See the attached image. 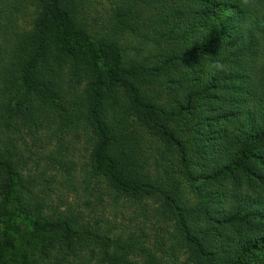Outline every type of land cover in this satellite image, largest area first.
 Listing matches in <instances>:
<instances>
[{
    "label": "trees",
    "instance_id": "1",
    "mask_svg": "<svg viewBox=\"0 0 264 264\" xmlns=\"http://www.w3.org/2000/svg\"><path fill=\"white\" fill-rule=\"evenodd\" d=\"M85 1L0 0V264H264V94L234 0H113L112 32ZM40 132L83 141L85 188L151 202L170 244L54 204L24 159Z\"/></svg>",
    "mask_w": 264,
    "mask_h": 264
},
{
    "label": "rangeland",
    "instance_id": "2",
    "mask_svg": "<svg viewBox=\"0 0 264 264\" xmlns=\"http://www.w3.org/2000/svg\"><path fill=\"white\" fill-rule=\"evenodd\" d=\"M112 7L113 0H86L83 14L88 22L96 24L101 31L112 32ZM140 46V43L131 37L128 51L138 53ZM46 135L48 134L40 132L37 136L41 139H36L30 134H25L26 144L22 147L30 174L40 175L39 187L45 186L49 189L54 204L59 203L58 196H64L68 203L78 197L77 204L86 214L92 217L101 216L115 226H127L136 234L143 231L150 236L153 243L163 236L166 245L170 244L168 233L164 229L171 228L155 214L151 202L144 204L115 198L105 183L98 184L95 179H92L88 188H85L86 183L82 180L85 172L82 168L87 161L89 150L83 141L74 146V143L70 142V135H53L47 143ZM70 159L76 165L74 171L76 175L72 178V184L77 186V193L70 189ZM66 168H69V172ZM179 260L187 264V255L180 253Z\"/></svg>",
    "mask_w": 264,
    "mask_h": 264
},
{
    "label": "clouds",
    "instance_id": "3",
    "mask_svg": "<svg viewBox=\"0 0 264 264\" xmlns=\"http://www.w3.org/2000/svg\"><path fill=\"white\" fill-rule=\"evenodd\" d=\"M234 2L242 13L236 25L241 33L238 40L243 38L250 48V52L242 58V64L245 65L249 77L248 86L258 94H264V0H234ZM253 68L260 74L253 75L249 71ZM208 70L214 75L216 72L224 71L225 64L219 59L210 61Z\"/></svg>",
    "mask_w": 264,
    "mask_h": 264
}]
</instances>
